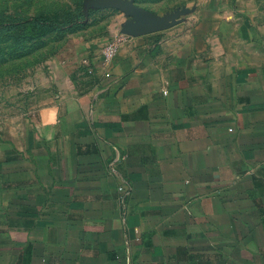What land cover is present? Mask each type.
Wrapping results in <instances>:
<instances>
[{
    "label": "crops",
    "instance_id": "1",
    "mask_svg": "<svg viewBox=\"0 0 264 264\" xmlns=\"http://www.w3.org/2000/svg\"><path fill=\"white\" fill-rule=\"evenodd\" d=\"M210 12L50 62L0 122V264H264V21Z\"/></svg>",
    "mask_w": 264,
    "mask_h": 264
},
{
    "label": "rangeland",
    "instance_id": "2",
    "mask_svg": "<svg viewBox=\"0 0 264 264\" xmlns=\"http://www.w3.org/2000/svg\"><path fill=\"white\" fill-rule=\"evenodd\" d=\"M90 0H0V122L43 102L50 62L83 42L107 37L129 20L117 9L88 7ZM164 16L187 9L181 22L217 8H243L264 21V0H135ZM201 15V16H200ZM181 24V23H180ZM119 28V29H118ZM116 32V31H115Z\"/></svg>",
    "mask_w": 264,
    "mask_h": 264
},
{
    "label": "water",
    "instance_id": "3",
    "mask_svg": "<svg viewBox=\"0 0 264 264\" xmlns=\"http://www.w3.org/2000/svg\"><path fill=\"white\" fill-rule=\"evenodd\" d=\"M88 7L98 9H117L129 18L122 25L121 34L143 36L168 30L182 23L180 18L189 11L179 10L164 16L156 15L138 5L135 0H90Z\"/></svg>",
    "mask_w": 264,
    "mask_h": 264
},
{
    "label": "built area",
    "instance_id": "4",
    "mask_svg": "<svg viewBox=\"0 0 264 264\" xmlns=\"http://www.w3.org/2000/svg\"><path fill=\"white\" fill-rule=\"evenodd\" d=\"M125 35H118L106 43L102 49V57L106 63L113 61L118 53L120 45L125 41ZM122 191V188H120Z\"/></svg>",
    "mask_w": 264,
    "mask_h": 264
}]
</instances>
